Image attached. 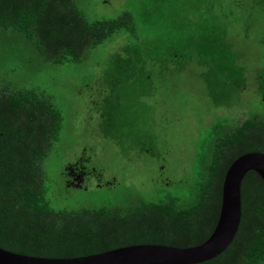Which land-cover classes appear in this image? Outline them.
I'll list each match as a JSON object with an SVG mask.
<instances>
[{"label":"trees","instance_id":"obj_1","mask_svg":"<svg viewBox=\"0 0 264 264\" xmlns=\"http://www.w3.org/2000/svg\"><path fill=\"white\" fill-rule=\"evenodd\" d=\"M122 37L136 42L133 52L125 47L127 59L115 63L128 81L141 64L142 51L133 12L90 19L78 0H0V43L14 41L20 58L30 65L82 63L94 50ZM203 48L227 62L220 36ZM125 67L131 70L124 72ZM139 77L146 78L143 73ZM111 80L115 82L113 76ZM63 125L62 110L51 95L0 80V248L34 257L76 258L134 245H201L219 220L229 167L244 154L264 153V116L235 123L218 118L201 133L188 180L163 181L148 198L128 190L119 197L102 194L93 202L86 197L74 206H58L59 198L69 200L67 192L100 193L116 186L74 187L65 174L58 186L47 181L44 162L60 142ZM241 198L242 219L234 241L200 264H264V180L258 173L246 175Z\"/></svg>","mask_w":264,"mask_h":264},{"label":"rangeland","instance_id":"obj_2","mask_svg":"<svg viewBox=\"0 0 264 264\" xmlns=\"http://www.w3.org/2000/svg\"><path fill=\"white\" fill-rule=\"evenodd\" d=\"M78 3L90 19H113L126 10L135 15L141 64L128 81L115 63L127 59V44L134 47L129 37L94 50L82 63L45 67L22 60L14 41L0 43V80L44 90L62 110L60 142L44 162L47 181L58 186L69 165L84 162L100 174L86 183L90 190L116 183L100 193L67 192L69 200L59 198L58 206L128 190L148 198L163 181L191 177L201 133L218 118L235 123L264 116V0ZM217 36L227 48L226 63L203 48Z\"/></svg>","mask_w":264,"mask_h":264},{"label":"water","instance_id":"obj_3","mask_svg":"<svg viewBox=\"0 0 264 264\" xmlns=\"http://www.w3.org/2000/svg\"><path fill=\"white\" fill-rule=\"evenodd\" d=\"M254 171L264 180V153L240 156L229 167L222 192L219 220L209 239L201 245L178 248L145 244L122 247L76 258H44L0 248V264H200L221 255L234 241L242 219V182Z\"/></svg>","mask_w":264,"mask_h":264},{"label":"flooded vegetation","instance_id":"obj_4","mask_svg":"<svg viewBox=\"0 0 264 264\" xmlns=\"http://www.w3.org/2000/svg\"><path fill=\"white\" fill-rule=\"evenodd\" d=\"M83 163L84 162H78L77 164L69 165L65 171V179L69 185L81 188L92 177H97L99 179L100 174L94 170L87 169Z\"/></svg>","mask_w":264,"mask_h":264}]
</instances>
